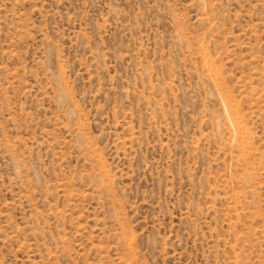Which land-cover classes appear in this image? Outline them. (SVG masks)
Here are the masks:
<instances>
[{"label": "rangeland", "instance_id": "rangeland-1", "mask_svg": "<svg viewBox=\"0 0 264 264\" xmlns=\"http://www.w3.org/2000/svg\"><path fill=\"white\" fill-rule=\"evenodd\" d=\"M0 264H264V0H0Z\"/></svg>", "mask_w": 264, "mask_h": 264}]
</instances>
